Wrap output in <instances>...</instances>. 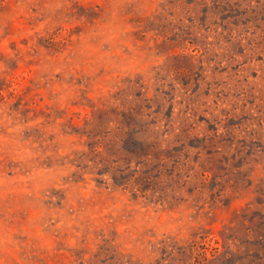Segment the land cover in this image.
Here are the masks:
<instances>
[{"label": "rangeland", "instance_id": "obj_1", "mask_svg": "<svg viewBox=\"0 0 264 264\" xmlns=\"http://www.w3.org/2000/svg\"><path fill=\"white\" fill-rule=\"evenodd\" d=\"M0 264H264V0H0Z\"/></svg>", "mask_w": 264, "mask_h": 264}]
</instances>
